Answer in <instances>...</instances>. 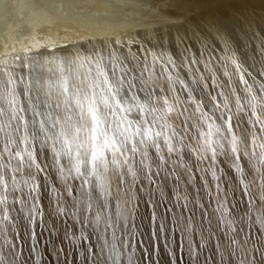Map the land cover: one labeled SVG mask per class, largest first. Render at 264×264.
<instances>
[{
    "label": "snow or ice",
    "instance_id": "obj_1",
    "mask_svg": "<svg viewBox=\"0 0 264 264\" xmlns=\"http://www.w3.org/2000/svg\"><path fill=\"white\" fill-rule=\"evenodd\" d=\"M172 2L168 16L176 19L140 39L110 38L74 52L61 46L64 54L25 47L0 58V264H27L23 245L40 264L41 237L64 264L65 250L55 246L60 228L45 217L42 190L52 215L79 225L78 233L64 228V239L91 264H138L137 243L149 258L156 242L169 247L162 204L195 264L214 235L222 260L264 264V18L253 32L261 45L254 74L236 40L237 31H252V21L183 12L185 5L250 0ZM222 164L237 185L225 187ZM196 172L214 206L193 188ZM169 180L176 186L172 207L165 204ZM138 185L151 208L147 241L134 223ZM237 187L249 198L246 216H237L229 199ZM197 209L210 226L215 217L225 242L209 227L196 247ZM249 221L259 226L257 242L246 231Z\"/></svg>",
    "mask_w": 264,
    "mask_h": 264
},
{
    "label": "rangeland",
    "instance_id": "obj_2",
    "mask_svg": "<svg viewBox=\"0 0 264 264\" xmlns=\"http://www.w3.org/2000/svg\"><path fill=\"white\" fill-rule=\"evenodd\" d=\"M252 1L248 3H234V4H223V3H213V4H193V5H185L183 7V12L185 15H192V14H200L203 11H211L212 15H219L226 13L231 16L235 13L238 17H251L253 19V23L255 29L251 32L249 31L247 35L244 32L237 31L236 33V40L240 46L241 50H248V55L250 57L248 63L253 64L255 63V67L251 70L254 74L259 71V48H260V34L257 32L256 35H253V32L256 31L257 26L260 25L262 18H264L263 12H258L256 9L252 8ZM175 7L172 0H142L141 3L135 4L131 6L132 10L140 11V15H130L131 11L123 10L119 13L118 16L130 19V21L137 22L138 26L141 30V33H135L134 29L128 31H121V32H114L111 35L104 37L103 41H107L110 38L114 40L116 37H120L123 40H127L131 37H136L140 39L141 37L153 33L157 30H163L165 21L174 20L176 17L168 16L170 10ZM246 11V12H245ZM3 16H4V8L0 4V58H4L6 55L11 56L17 52H20L25 47H42L41 50L47 48H53L51 45L47 43H42L39 41H35L33 39L24 41L20 45L17 46L16 49L7 52V41L4 37L2 26H3ZM243 43L245 48H243ZM33 44V45H32ZM87 47V48H91ZM138 45H133V49L135 50ZM61 49V46L59 47ZM255 49V51H254ZM256 57V60H253L252 57ZM261 79V77H257ZM245 163H247V158H245ZM220 167L225 169V181H230V183L226 184L225 187H232L238 184V181L233 179L236 176L234 172L228 173V168L226 164L220 165ZM196 180L194 182V187H200L201 195L200 199L207 205L214 206V201L210 200L203 192V181L200 177L203 175L202 173L196 172ZM209 182H211V177H207ZM260 182V178L257 177V184L253 185V191L258 195L259 188L258 184ZM174 187H176L171 180H169L164 185V193H165V204L168 207H172V205L176 202L175 192L173 191ZM181 188L183 185L180 186ZM143 186L138 185L136 191L137 196L139 197L137 201V217L134 221L136 225L139 226V231L143 232L144 235L139 237L140 241H147L148 236L151 233L150 228V217H151V208L149 203L147 202V194L145 191L142 190ZM193 189L190 188L189 191L191 192ZM229 199L231 203L237 205L234 209V212L237 216H246L247 214V201L248 197L243 195L242 189L237 187L235 191V195L230 192ZM112 210L115 211V201L111 202ZM41 207L45 211V217L48 220L49 224L55 223L60 228L59 235L55 238V246L63 247L65 250V257L64 264H91V261L84 260L80 256V250H78L75 246L70 245L64 239V228H71L72 231L78 233L79 232V225L73 224L71 221L62 222L61 219L52 215V206H51V197L49 196L48 192L42 190L41 194ZM207 212H212V207H207ZM161 214L165 215L167 220V227L170 230L171 240L168 242L169 247L165 246V242L160 240L156 242L155 247L152 250L151 257H145L143 253L144 245L137 243V248L135 252L134 259L138 261V264H173V260H175V264H195L192 258L189 257L187 254L186 249L181 248L182 244V234L176 228L175 224L172 222L173 213H165L164 212V205H161V208L158 209ZM195 231L193 233V241L197 248L200 245V238L198 233L202 230H207L211 227L213 232H216L221 237V242H225V238L222 233H219V229L216 227V219L215 217L212 218L211 226L208 223V219L202 215L201 211L197 209L195 213ZM38 231L40 229H37ZM25 231V229H21V232ZM246 231L249 233V238L251 242H257L259 237L261 236L259 226L252 224L249 221V227L246 228ZM47 235V233H45ZM243 236V233H241ZM90 242L95 244V236H91ZM250 246V245H249ZM259 246V243L258 245ZM40 264H57L56 257L52 250L53 246L43 243V237H41V244H40ZM87 242L81 244V249H86ZM94 251L96 249L94 248ZM171 253V254H170ZM258 255V254H257ZM21 259L25 260L27 264H34L35 256L31 255L29 252V246L23 245V250L21 254ZM124 264V262H122ZM199 264H237V257H228L227 255L224 259H221L220 253L217 250V240L216 236L214 235L212 239L207 242L206 247L200 252L199 256Z\"/></svg>",
    "mask_w": 264,
    "mask_h": 264
},
{
    "label": "bare ground",
    "instance_id": "obj_3",
    "mask_svg": "<svg viewBox=\"0 0 264 264\" xmlns=\"http://www.w3.org/2000/svg\"><path fill=\"white\" fill-rule=\"evenodd\" d=\"M251 1L252 8L264 13V0ZM141 2L142 0H0L4 8L2 31L7 41V52L16 49L24 41L33 39L47 43L58 53L64 54L60 46L74 52L78 48L83 50L101 45L103 38L114 32L134 29L135 33H141L143 30L137 22L118 16L121 11L130 10L131 6ZM203 13L212 15L208 10ZM130 15H140V11L132 10ZM248 19L253 22L251 17ZM254 29L253 23L252 31Z\"/></svg>",
    "mask_w": 264,
    "mask_h": 264
}]
</instances>
